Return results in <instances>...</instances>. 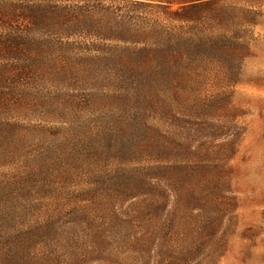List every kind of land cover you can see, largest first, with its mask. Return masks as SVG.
Instances as JSON below:
<instances>
[{
	"label": "rangeland",
	"instance_id": "1",
	"mask_svg": "<svg viewBox=\"0 0 264 264\" xmlns=\"http://www.w3.org/2000/svg\"><path fill=\"white\" fill-rule=\"evenodd\" d=\"M220 4L254 11L238 81L180 90L179 102L167 92L150 134L132 121L129 89L89 75L1 76L0 245L48 225L55 246L34 237L31 264L50 249L58 264H264V0ZM141 137L155 139L151 152ZM152 160L189 166L187 184L201 168V203L178 206L174 174L149 175L163 204L157 191L120 187ZM143 199L155 204L138 218Z\"/></svg>",
	"mask_w": 264,
	"mask_h": 264
},
{
	"label": "trees",
	"instance_id": "2",
	"mask_svg": "<svg viewBox=\"0 0 264 264\" xmlns=\"http://www.w3.org/2000/svg\"><path fill=\"white\" fill-rule=\"evenodd\" d=\"M221 2L0 0V78L92 76L131 90L130 99L139 108L132 120L138 125L139 134L157 131L148 113L167 114L169 105L164 99L167 92H175L179 102L180 90L214 80L226 85L238 81L242 62L249 54L244 25L255 23L247 18L254 11L247 9L234 15L235 8L222 6ZM154 140L139 138L138 149L151 152ZM158 148L153 151L162 153L167 149ZM152 161L135 166L129 179H121L120 187L157 191L163 204L166 189L147 182L149 175L159 174L162 179L174 174L172 188L177 193L178 206L201 203L200 197L204 195L201 193L204 186L199 182L204 174L201 168L190 172L193 182L187 184L180 170H189V166ZM154 204V200H140L137 217H143L145 210ZM215 220L207 225V232L219 223ZM48 231V225H40L34 233L9 240L8 248L0 245V264H31L35 258L30 254L34 237L43 241L45 247L55 246ZM92 242L98 243L95 239ZM49 251L39 264L61 261Z\"/></svg>",
	"mask_w": 264,
	"mask_h": 264
}]
</instances>
